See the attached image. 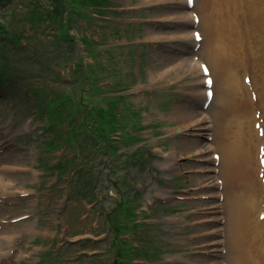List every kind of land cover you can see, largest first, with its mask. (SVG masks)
Segmentation results:
<instances>
[{
    "label": "rangeland",
    "instance_id": "1",
    "mask_svg": "<svg viewBox=\"0 0 264 264\" xmlns=\"http://www.w3.org/2000/svg\"><path fill=\"white\" fill-rule=\"evenodd\" d=\"M30 1L0 3L7 28L0 29V166L11 161L6 178L19 184L17 198L0 201V218L8 220L0 264H118L113 230L122 199L140 225L118 237L128 243L119 245L126 264H215L226 253L206 238L210 133L202 124L188 128L183 115L202 109L194 96L200 74L177 61L199 58L200 42L183 43L185 49L167 38L183 29L184 7L173 0H71L91 17H78L66 30L70 42L59 43L49 21L35 20ZM81 64L89 89L77 86ZM104 101L108 126L118 129L92 144L102 126L92 118L89 135L90 118Z\"/></svg>",
    "mask_w": 264,
    "mask_h": 264
},
{
    "label": "bare ground",
    "instance_id": "2",
    "mask_svg": "<svg viewBox=\"0 0 264 264\" xmlns=\"http://www.w3.org/2000/svg\"><path fill=\"white\" fill-rule=\"evenodd\" d=\"M173 1L184 7L178 14L183 29L167 38L180 41L185 49L183 43L198 46L197 32L202 38L199 58L182 56L177 61L181 65L190 62L192 70L200 74L201 86L194 96L202 109L189 108L183 114L189 121L187 127L202 124L210 133L207 147L212 158L207 160L214 165L205 168L208 174L203 178L213 202L206 219L211 233L206 238L212 239L215 250L226 253L215 264H264V0H193L192 6L190 0ZM150 35L155 39L156 33ZM205 70L213 78L211 102ZM197 147L202 146L195 142ZM168 158L177 164L176 152ZM14 161L20 166L23 163ZM9 164L0 166V201L19 196L15 192L19 184L6 178L13 169V163ZM1 211L7 214L6 209ZM212 224L218 229L212 231ZM7 227L8 220L0 218V230ZM0 248L4 253L5 248Z\"/></svg>",
    "mask_w": 264,
    "mask_h": 264
},
{
    "label": "trees",
    "instance_id": "3",
    "mask_svg": "<svg viewBox=\"0 0 264 264\" xmlns=\"http://www.w3.org/2000/svg\"><path fill=\"white\" fill-rule=\"evenodd\" d=\"M2 1H6L5 3L9 2V0H0V3L2 5H4ZM37 1L38 2H34L33 0L30 1L31 8L33 7L34 10H36L35 20L37 22H39V20H42L43 22L49 21L51 26H53L55 30L57 31L56 39L59 38L58 40L59 43L70 42L69 40H67V37L69 35L66 33V30H69L70 28H72V24L76 22V19L78 17H82L83 20H88L89 17H91L88 14L84 15L81 10H76V8L74 7V3L71 0H37ZM101 1L105 2V0H101ZM103 5L100 6L102 9H103ZM42 28H45V27L42 26ZM0 29H7L3 25L2 22H0ZM70 39L72 40L73 49H75V45H77L76 44L77 38L76 37L73 38L72 36H70ZM84 44L87 47H89L88 49H91L95 46V42H93L90 37H85ZM77 55L79 54L77 53ZM82 59L83 57H81V61ZM79 70L82 73V75L80 76L81 81L78 82L77 86H80V82H82L83 83L82 87H84V89H89L92 82L87 77L88 72H84L82 64L80 65ZM65 101L67 103H70L71 98H65ZM105 104L107 103H105L104 101V105L101 107H98L94 116L90 118V120H92V118L94 117L97 118V122L100 120V124L102 126L101 128H99L102 136L93 134V140L91 141L89 139V141L92 142V144L103 141L105 139V136L103 135L109 134L107 133L108 131L113 132L114 130L113 133H115L116 130L118 129L114 127V124H112L111 121H110V126H108V123H109L108 117L104 116L105 115V111H104ZM58 105L60 106V103H58ZM82 106H84V104L79 105L80 108ZM92 122L93 120L91 121V124L89 123L91 125L90 126L91 132L89 133V135L92 134V130L96 127V123H92ZM93 141H96V142H93ZM129 203L131 202L127 199H122L120 202L116 203L117 210L120 213L119 217L121 219V223H118L117 225H115V229L113 230V233L116 237L115 242H117L115 246L118 248V255H119L118 263L119 264H126V256L128 255L127 252H126V255L123 254L124 249L120 248L119 245L123 243L124 245L128 246V243L120 241L118 237L122 235L123 233L134 231L135 229L140 227V225L138 224V217L133 210V204L132 203L129 204Z\"/></svg>",
    "mask_w": 264,
    "mask_h": 264
}]
</instances>
